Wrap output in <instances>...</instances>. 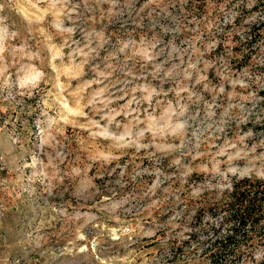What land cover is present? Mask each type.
Wrapping results in <instances>:
<instances>
[{"label": "rangeland", "instance_id": "1", "mask_svg": "<svg viewBox=\"0 0 264 264\" xmlns=\"http://www.w3.org/2000/svg\"><path fill=\"white\" fill-rule=\"evenodd\" d=\"M259 180L264 0H0V264H212Z\"/></svg>", "mask_w": 264, "mask_h": 264}, {"label": "trees", "instance_id": "2", "mask_svg": "<svg viewBox=\"0 0 264 264\" xmlns=\"http://www.w3.org/2000/svg\"><path fill=\"white\" fill-rule=\"evenodd\" d=\"M262 35L259 30L250 28L248 35L240 39V44L243 48L240 63L237 68L241 69L243 65L252 63L253 54L251 47L258 44ZM258 46V45H257ZM262 180H259L258 186L263 185ZM248 184L239 185L234 183L232 195L221 204L220 207L226 211L227 220L233 221L232 231H228L227 235L223 238H215L214 242L206 247L209 252L210 262L212 264H239L246 256L243 244L240 243L236 237L239 230L244 232L248 227L255 226L262 218H264V197L259 196L257 193L250 194L252 189L247 186ZM264 196V185L262 188ZM231 255L233 258L226 260V255ZM255 264H264V258Z\"/></svg>", "mask_w": 264, "mask_h": 264}]
</instances>
